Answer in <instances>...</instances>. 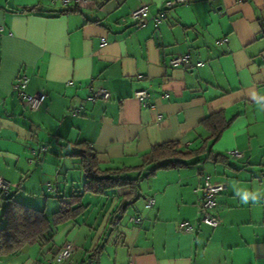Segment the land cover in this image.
Wrapping results in <instances>:
<instances>
[{"label":"crops","instance_id":"obj_1","mask_svg":"<svg viewBox=\"0 0 264 264\" xmlns=\"http://www.w3.org/2000/svg\"><path fill=\"white\" fill-rule=\"evenodd\" d=\"M164 1L0 0V176L10 184L0 191V225L7 198L51 218L59 197L81 190L80 158L68 155L76 143L89 144L102 168L136 166L153 145L197 149L209 114L230 120L206 149L225 161L160 170L162 184H151L140 206L139 189L115 225L110 214L130 188L85 194L84 212L49 244L26 245L0 264H51L66 242L73 249L61 264H264V194L241 202L246 190H264V0H192L154 21ZM142 4L147 14L130 18ZM183 54L186 64L170 65ZM21 75L26 93L46 95L36 110L15 89ZM99 89L108 97L90 98ZM140 89L147 106L134 97ZM233 150L242 156L231 158ZM204 177L226 185L215 197L216 227L197 214Z\"/></svg>","mask_w":264,"mask_h":264},{"label":"trees","instance_id":"obj_2","mask_svg":"<svg viewBox=\"0 0 264 264\" xmlns=\"http://www.w3.org/2000/svg\"><path fill=\"white\" fill-rule=\"evenodd\" d=\"M35 9L36 7L22 8V12H31ZM261 32L264 35V27ZM229 123L230 120H226L223 112L209 114L200 121L209 134L197 149L182 150L177 142L153 145L141 156V163L136 166L102 168L97 153L89 144L84 141L74 144L68 155L80 158L84 173L81 190L59 197L58 209L52 213L51 218H48L43 210L25 205L12 197L7 198L1 213L0 256L15 254L24 246L34 243L43 246L49 244L58 226L76 219L84 212L85 204L82 198L85 194L106 195L108 191L128 186L130 192L125 198L127 201L118 204L108 219L109 225L117 224L126 206L140 196V181L153 176L156 170L185 167L189 163H195L199 157L214 162L225 161L220 154H214L206 149L220 138ZM98 250L99 248L95 249L96 252Z\"/></svg>","mask_w":264,"mask_h":264},{"label":"built area","instance_id":"obj_3","mask_svg":"<svg viewBox=\"0 0 264 264\" xmlns=\"http://www.w3.org/2000/svg\"><path fill=\"white\" fill-rule=\"evenodd\" d=\"M77 2L83 0H76ZM192 0H165L162 6H160L157 12V15L152 16L154 21H159L165 17V11L178 4H186ZM148 12V6L146 4H142L136 9H134L130 13V18L135 21L141 20ZM3 31V26L0 25V34ZM222 41H226V38H223ZM190 59L189 54H183L179 56H175L171 58L170 65L171 66H182L186 64ZM199 65V63H198ZM28 77L26 75H21L17 78L15 89L18 91L19 95L22 97V100L25 102L26 106L30 110L38 109L42 103L45 101L46 95L42 92H36L35 94H28L25 92V89L28 84ZM108 91L105 89H99L95 92H92V96L90 98H102L106 99L108 97ZM134 97L139 100L142 106L148 105V99L150 94L147 89H140L134 92ZM242 156L241 152L238 150H233L230 152L231 158H240ZM10 187L9 182L0 176V191L3 193H7ZM226 189V185L223 182H213L208 177H204L203 181L198 187V190L201 191V196L198 203L197 214L199 217V221L209 225L211 227H216L218 225V219L213 215V210L215 208V196ZM154 200L152 198L146 199V205L148 207L152 206ZM132 221L135 223L139 222L138 217H132ZM180 229L186 232H193L194 225L189 222L182 221L179 223ZM72 244L70 242H66L60 248V250L55 254L52 259L51 264H61L67 261L72 252Z\"/></svg>","mask_w":264,"mask_h":264},{"label":"rangeland","instance_id":"obj_4","mask_svg":"<svg viewBox=\"0 0 264 264\" xmlns=\"http://www.w3.org/2000/svg\"><path fill=\"white\" fill-rule=\"evenodd\" d=\"M205 162V160L203 161V163ZM210 162H208L207 161V164H209ZM164 169H166V168H160V169H158V170H156V172H155V175H156V173L157 172H159L160 170H164ZM171 169H176V168H169V169H167V170H171ZM202 169L205 171L204 173H209L210 174V172H208L209 170L204 166H202ZM182 171H189V172H191V171H196V166L194 165V164H192V163H189L186 167H185V169H182ZM211 174H213V173H211ZM154 175V176H155ZM154 176H150V177H148V178H143L141 181H140V183H139V187H140V192H141V197L135 202V203H137L139 206L143 203V196H144V194L145 193H147L149 190V187H150V185L151 184H154L155 186H157L158 184L160 185V184H162V177H163V174L161 173V172H159V173H157V176H158V178L156 179V180H154ZM165 180V179H164ZM216 197V196H215ZM217 198V197H216ZM215 198V199H216ZM132 211V207L130 206L129 207V210H128V212H127V215L129 214V212H131Z\"/></svg>","mask_w":264,"mask_h":264},{"label":"clouds","instance_id":"obj_5","mask_svg":"<svg viewBox=\"0 0 264 264\" xmlns=\"http://www.w3.org/2000/svg\"><path fill=\"white\" fill-rule=\"evenodd\" d=\"M264 194V190L260 189H252V190H246L243 193V198L241 200L242 203L248 204L249 201H253L258 203L260 200V196Z\"/></svg>","mask_w":264,"mask_h":264}]
</instances>
